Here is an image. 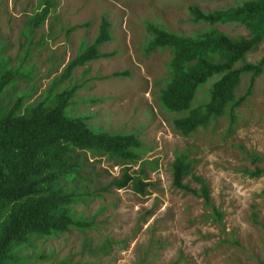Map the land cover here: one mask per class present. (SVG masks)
<instances>
[{
	"label": "rangeland",
	"instance_id": "1",
	"mask_svg": "<svg viewBox=\"0 0 264 264\" xmlns=\"http://www.w3.org/2000/svg\"><path fill=\"white\" fill-rule=\"evenodd\" d=\"M245 0H0V57L6 66L27 68L16 75L13 94L26 95L25 104L38 101L65 63L90 43L101 16L109 39L97 45L107 55L75 65L59 84L77 81L68 113L84 116L92 127L108 132L131 131L141 142L144 193L130 184L99 189L72 204L74 215L91 217L96 226L70 227L49 237L34 239L18 249L14 264H264V79L258 75L248 97L236 109L230 134L221 117L205 128L181 135L171 128L175 116L159 105L158 87L166 77V50L144 51L150 34L146 23L181 35L207 27L193 21L189 5L201 11L223 10ZM43 5L45 18L26 34L27 18ZM230 37L247 35L236 21L215 22ZM27 50V59L24 53ZM264 55V35L245 59ZM125 70L115 74L114 71ZM215 77L200 84L192 104L203 100ZM10 88V90H11ZM58 90L59 87H54ZM175 150L192 158L191 173L183 177L198 187L192 174L207 185V203L199 196L171 185L170 162ZM87 153L90 187L107 183L121 173V164ZM137 163L128 171L135 172ZM220 215L213 218L212 209Z\"/></svg>",
	"mask_w": 264,
	"mask_h": 264
},
{
	"label": "trees",
	"instance_id": "2",
	"mask_svg": "<svg viewBox=\"0 0 264 264\" xmlns=\"http://www.w3.org/2000/svg\"><path fill=\"white\" fill-rule=\"evenodd\" d=\"M46 11L43 5L27 18L28 36L43 21ZM188 12L191 20L204 22L207 27L181 35L146 23L150 37L144 51L161 49L168 53L166 77L158 87V103L175 114L170 125L181 135L205 128L221 117L226 120L224 133L228 135L235 123L236 109L250 94L254 78L261 75L264 79V55L254 62L245 59L264 35V0H245L234 7L207 12L189 5ZM225 21L242 23L248 34L230 37L212 25ZM107 25L101 16L93 40L76 51L34 103L25 104L26 95L13 94L11 88L16 75L28 74L29 69L6 66V59L0 57V264L20 261L18 249L33 246L34 239L70 227H95L93 218L72 212V204L84 201L86 196H98V190L107 189L108 185L119 188L128 184L142 194L150 183L143 180V167L153 161L139 160L142 148L135 134L103 131L89 126L84 116L68 113L76 89L83 84H59L75 65L107 55L97 49L99 43L109 39ZM28 53L25 50L24 59ZM212 77L215 78L207 86L203 100L193 105L197 87ZM56 86L58 90L54 89ZM87 153L93 160L103 156L121 164L120 175L95 189L90 187V174L94 171ZM192 161L185 150L173 152L171 185L207 203L209 192L202 177L192 174L198 183L196 188L182 180L191 173ZM132 163H137L135 172L128 171ZM244 172L258 176L264 168L255 166ZM210 215L215 219L220 213L213 208Z\"/></svg>",
	"mask_w": 264,
	"mask_h": 264
}]
</instances>
